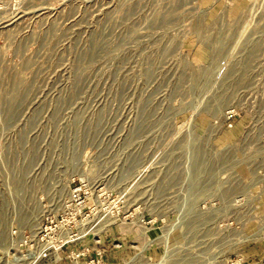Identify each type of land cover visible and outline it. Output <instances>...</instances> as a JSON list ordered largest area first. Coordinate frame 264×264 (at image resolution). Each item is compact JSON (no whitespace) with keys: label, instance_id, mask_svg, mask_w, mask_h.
I'll return each mask as SVG.
<instances>
[{"label":"rangeland","instance_id":"374dc122","mask_svg":"<svg viewBox=\"0 0 264 264\" xmlns=\"http://www.w3.org/2000/svg\"><path fill=\"white\" fill-rule=\"evenodd\" d=\"M0 264H264V0H0Z\"/></svg>","mask_w":264,"mask_h":264},{"label":"built area","instance_id":"2783aa9c","mask_svg":"<svg viewBox=\"0 0 264 264\" xmlns=\"http://www.w3.org/2000/svg\"><path fill=\"white\" fill-rule=\"evenodd\" d=\"M74 180L76 183L80 181L79 182L80 185L76 187L71 186L72 195L69 198L65 208L57 215L50 212L45 217L46 224L43 226V231L40 236L42 242L48 243L51 239L56 241L58 235L64 229H71L72 231H76V225L78 224L79 219L87 218L90 216V213L93 212L94 205L91 204L90 201L91 191L87 181L84 180L77 181L76 178L73 179V181ZM88 209H90V211ZM70 241H74V240H70ZM70 241L63 242L60 248ZM48 250L49 248L48 249L46 248L43 251L42 253L43 256H47L45 252Z\"/></svg>","mask_w":264,"mask_h":264},{"label":"bare ground","instance_id":"6f19581e","mask_svg":"<svg viewBox=\"0 0 264 264\" xmlns=\"http://www.w3.org/2000/svg\"><path fill=\"white\" fill-rule=\"evenodd\" d=\"M71 195H72V189H71V187H70V194H69V196H68V199L65 201L64 199H62L61 201H60V205H58V208L57 209H52L51 210V212H53V213H56V212H58L59 210H63L64 208H65V206H66V204H67V202H68V200H69V198L71 197ZM61 210V211H62ZM61 211H59V212H61ZM50 211H44V216H46L48 213H49ZM58 212V213H59ZM107 219V218H106ZM111 219V217H108V219L106 220V221H109ZM105 223H107V222H105ZM88 229H87V226H86V222L85 221H80L77 225H76V231H72L71 229H64V230H62V232H61V234L59 235V237L61 238V240H63V241H67V240H69V239H76V238H79L81 235H84L85 234V232L87 231ZM42 231H43V229H42ZM42 231H41V227L40 226H38V229L36 230V232L34 233V236L33 237H35L36 239H37V236H38V234L39 233H41L42 234ZM63 233V234H62ZM82 237V236H81ZM39 241L40 240H38V243H39Z\"/></svg>","mask_w":264,"mask_h":264},{"label":"water","instance_id":"95a60500","mask_svg":"<svg viewBox=\"0 0 264 264\" xmlns=\"http://www.w3.org/2000/svg\"><path fill=\"white\" fill-rule=\"evenodd\" d=\"M229 108V107H228ZM228 108L225 109V114L228 113Z\"/></svg>","mask_w":264,"mask_h":264}]
</instances>
